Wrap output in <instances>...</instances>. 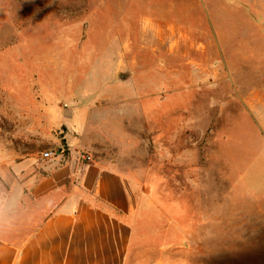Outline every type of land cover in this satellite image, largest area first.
Listing matches in <instances>:
<instances>
[{
    "label": "rangeland",
    "instance_id": "rangeland-1",
    "mask_svg": "<svg viewBox=\"0 0 264 264\" xmlns=\"http://www.w3.org/2000/svg\"><path fill=\"white\" fill-rule=\"evenodd\" d=\"M70 153L141 183L165 257L264 264V0H0V155Z\"/></svg>",
    "mask_w": 264,
    "mask_h": 264
},
{
    "label": "crops",
    "instance_id": "crops-1",
    "mask_svg": "<svg viewBox=\"0 0 264 264\" xmlns=\"http://www.w3.org/2000/svg\"><path fill=\"white\" fill-rule=\"evenodd\" d=\"M80 139L77 149L95 147ZM79 154L42 174L35 154L0 155V264H201L150 248L141 183L99 163L81 165Z\"/></svg>",
    "mask_w": 264,
    "mask_h": 264
},
{
    "label": "built area",
    "instance_id": "built-area-1",
    "mask_svg": "<svg viewBox=\"0 0 264 264\" xmlns=\"http://www.w3.org/2000/svg\"><path fill=\"white\" fill-rule=\"evenodd\" d=\"M59 155V153L57 152H48V153H44L43 154V158L49 159V158H54L57 157Z\"/></svg>",
    "mask_w": 264,
    "mask_h": 264
}]
</instances>
